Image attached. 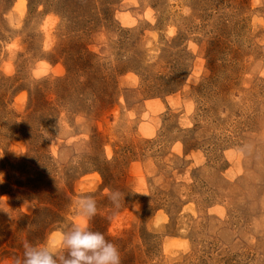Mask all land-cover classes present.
Returning <instances> with one entry per match:
<instances>
[{"label":"rangeland","instance_id":"rangeland-1","mask_svg":"<svg viewBox=\"0 0 264 264\" xmlns=\"http://www.w3.org/2000/svg\"><path fill=\"white\" fill-rule=\"evenodd\" d=\"M77 195L121 264H264V0H0V264Z\"/></svg>","mask_w":264,"mask_h":264},{"label":"clouds","instance_id":"clouds-1","mask_svg":"<svg viewBox=\"0 0 264 264\" xmlns=\"http://www.w3.org/2000/svg\"><path fill=\"white\" fill-rule=\"evenodd\" d=\"M138 194L148 196L147 193ZM105 195L117 208L125 196L111 190H106ZM73 204L76 210L74 222L58 230L43 244L25 241L22 258H15L13 264H121L117 247L89 226L97 214L95 199L90 195H77Z\"/></svg>","mask_w":264,"mask_h":264}]
</instances>
